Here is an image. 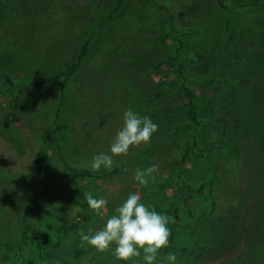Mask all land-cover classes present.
<instances>
[{"label":"rangeland","instance_id":"obj_1","mask_svg":"<svg viewBox=\"0 0 264 264\" xmlns=\"http://www.w3.org/2000/svg\"><path fill=\"white\" fill-rule=\"evenodd\" d=\"M179 61L206 148L181 162L191 133L174 130L188 122ZM75 62L61 106V88L43 86L12 109L5 74L20 83ZM126 109L158 131L113 156L112 175L77 181L105 201L98 213L76 200L58 152L91 170L94 155H111ZM152 165L146 185L133 179ZM0 178V264H19L22 239L31 264H44L43 248L59 264H146L143 250L124 262L80 239L133 192L173 225L176 264H264V0H0ZM180 178L204 183L212 203L186 195Z\"/></svg>","mask_w":264,"mask_h":264},{"label":"clouds","instance_id":"obj_2","mask_svg":"<svg viewBox=\"0 0 264 264\" xmlns=\"http://www.w3.org/2000/svg\"><path fill=\"white\" fill-rule=\"evenodd\" d=\"M158 131V125L149 116H142L132 109L123 113V126L116 132L109 152H101L92 157L90 168L98 171L101 167L110 169L113 166V156L126 155L130 146L148 143L153 134ZM157 165L147 169H137L133 179L141 185H146ZM88 206L98 213H102L105 201L89 195ZM171 235L167 217L154 208L142 202L140 195L129 193L114 209L99 230L85 233L81 230L82 242L95 247L99 251L111 250L118 260L128 262L140 255L143 250V260L146 264H153L162 248L169 247ZM115 245L113 248L112 246ZM166 264H176L177 257L173 252L165 256Z\"/></svg>","mask_w":264,"mask_h":264},{"label":"trees","instance_id":"obj_3","mask_svg":"<svg viewBox=\"0 0 264 264\" xmlns=\"http://www.w3.org/2000/svg\"><path fill=\"white\" fill-rule=\"evenodd\" d=\"M171 28L172 27L171 24ZM86 51V46L85 50ZM84 53V52H83ZM82 53V55H83ZM79 65V62L71 63L66 65L62 70L56 72L51 77L47 78H36L32 80H28L25 82L16 83L10 75L5 74L3 78V89L10 93L11 95V107L12 109H17L19 106V99L20 96L26 91L31 88H38L43 86H59L61 88V99H60V105L61 106L65 102L64 97V91L67 84V81L72 77V75L75 73ZM178 66V80L180 81L182 88L184 90V94L186 97V114L188 115V122L182 123V124H176L174 126L175 131H179L180 129H186L190 131L191 133V142H189L183 149L180 159L178 160L181 162L184 160L186 153L188 150H192L195 153L201 155L204 153L206 148H203L196 144L195 137L197 135L198 129L201 126V123L203 122L202 119L198 117V110H197V104L195 101L194 91L193 89L186 84V76L183 74V63L182 61H179L177 63ZM57 130V124H55L53 132ZM59 157L61 158V161L65 168L67 169V172L69 173L70 179L72 181V186L74 191L76 192V200L82 203L84 207H86L87 203V196L83 193V189L77 185V181L80 179H84L87 177H95V178H102L106 177L108 175H112L117 171V168H110V169H99L98 171H92L90 169L86 168H78L74 167L69 164V162L62 157L61 152H58ZM38 164L37 167L40 170H43L42 166L40 165V158L37 160ZM23 177V176H22ZM13 180H16V178H11ZM18 179V178H17ZM20 179V178H19ZM4 180V179H3ZM0 181H2V178H0ZM179 187L183 190V192L187 195H191V193H195L205 199L207 204H211L212 202H209L207 200L206 193L204 191L205 184L201 183L197 186H193L190 183H186L185 180L182 178L178 181ZM40 205L39 203V196L35 197V207L38 208ZM173 230V225L170 224V231ZM26 240L22 239L16 242V250H17V256L19 259V264H31L28 261V258L26 256V253L24 252V245L26 244ZM173 246L172 244H169V246ZM175 247V246H173ZM168 248H162L159 251V254L157 255V259L153 262V264H166L165 256L168 252ZM176 249V248H175ZM179 250H186L185 247L179 248ZM74 252L76 255H81L83 253V250L81 248L74 247ZM42 258L44 259V264H59V257L56 255H51L47 252L46 249L41 250Z\"/></svg>","mask_w":264,"mask_h":264}]
</instances>
